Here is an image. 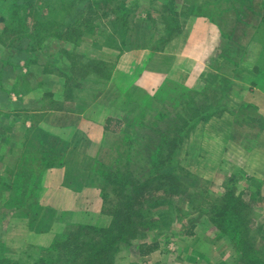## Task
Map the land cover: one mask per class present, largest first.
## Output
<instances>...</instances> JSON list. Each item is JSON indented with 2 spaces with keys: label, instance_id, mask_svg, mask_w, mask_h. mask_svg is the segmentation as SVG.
Masks as SVG:
<instances>
[{
  "label": "rangeland",
  "instance_id": "374dc122",
  "mask_svg": "<svg viewBox=\"0 0 264 264\" xmlns=\"http://www.w3.org/2000/svg\"><path fill=\"white\" fill-rule=\"evenodd\" d=\"M23 1L0 0V77L4 75L0 79L8 84L13 76L11 60L26 61L32 65L33 73H40L43 68L62 78L73 93L66 109L75 110L76 105L80 108L79 115L70 117L71 125H80L72 138L79 134L81 140L91 141V134L101 141L95 150L97 156L87 164L91 167L80 192L72 195L61 192L53 199L67 209L66 215L46 234L42 232L41 239L30 236L33 233L30 222L37 220V207L25 206L14 211L7 235L0 241L3 258L0 264H30L40 257L55 260L58 254L50 249L55 240H62L81 225L108 226L112 215L104 210H119L126 198L115 195L116 185L107 181L98 168L120 171L129 181L146 179L151 176V162L141 160L140 154L153 149L161 140L164 142L159 158L161 174L178 177L185 185V193L166 198L162 191L155 190V181L150 184L146 206L157 220V228L143 231L132 241L133 247L121 245L116 263L242 264L231 237L221 232L211 218V206L203 203V200L219 203L229 191L235 195L241 192L251 204L249 226L264 258V144H243L247 138L259 141L264 137L257 135L256 128H264L259 111L248 110L244 105L245 97L256 85L254 78L264 74V0H126L130 12L127 31H123L119 21L112 22L114 17L107 18L100 11L90 21L95 29L88 33L79 28L72 39H58L51 34L66 31V27L84 17L94 0H35L38 13L20 9L19 16L24 21L21 29L25 31L12 34L11 27L16 22L12 13ZM199 19L215 30L220 29L219 40H215L219 50L209 53L213 55L212 62L202 72L201 81L196 86L185 83L189 62L182 68V63L179 66V62H174L177 57L169 54L166 56L173 61L164 62L161 69L172 68V74L166 75L154 93L138 91L137 78L145 72L152 57L166 53L174 40H181L180 47L184 43L190 45L194 49L189 55L200 58L202 51L198 49L206 42V35L214 32H209V26ZM7 22L9 31L4 35ZM170 25L180 31L166 39ZM81 31L85 33L83 37L78 35ZM163 38L167 41H162ZM89 100L96 102L91 110ZM110 117L117 122H112L111 130L106 131L105 122ZM89 119L97 124L93 132L85 130ZM60 121L69 123L66 119ZM243 124L252 125V129L244 130ZM41 128L33 127L27 137V162L18 165V177H8L11 183H17L11 189V206H19L14 200H22V190L34 174H39L41 158L63 156L69 148L64 138ZM164 132L169 133L167 141L161 136ZM3 134L6 133L0 131L1 137ZM231 141L239 144L233 148L229 145L225 152ZM93 147L87 143L85 149L91 152ZM247 160L251 162V172H257V179L233 165ZM8 181L0 180L1 190ZM165 182V189L169 190L170 183ZM73 183L64 180L63 187H72ZM2 207L1 204L0 214L4 211ZM143 243L158 246L144 257L139 250ZM71 260L72 264L84 262L81 254Z\"/></svg>",
  "mask_w": 264,
  "mask_h": 264
},
{
  "label": "crops",
  "instance_id": "0c3cea01",
  "mask_svg": "<svg viewBox=\"0 0 264 264\" xmlns=\"http://www.w3.org/2000/svg\"><path fill=\"white\" fill-rule=\"evenodd\" d=\"M199 21L205 22V25L209 26V32L215 33H208L205 38L206 42L201 44L200 49L196 48L202 51L200 58H192V56L189 55V52L194 49L190 48V45L184 43L183 46L180 47L179 43L181 40H174L166 53L160 52L162 54H157L152 57L145 72L142 76L137 78L135 84L138 87V91L141 90L143 93H145V91L147 93H154L157 87L159 88L161 86L166 75L172 74V68L166 69L164 67L161 69L163 63L171 59L170 56H166L169 54L177 57L178 60H174V62H179V66L183 64L182 68H186L187 61L189 62L190 66L185 70V83L189 82L191 86H196L197 82L199 83V80L201 81L200 76L202 72H204L212 62L211 59L213 55H209V53L217 49L219 50L218 41L215 42V40H219L220 29L216 27L215 30L214 26H211L210 23L206 22L204 19H199ZM11 62L14 63L11 68L13 76L8 80V84L0 79V131L6 133L3 134L2 137L0 135V180L6 179L8 181V177H18L17 173L20 171L17 168L18 165L22 161L27 162L25 158L29 142L27 137L33 127L40 126L45 132L64 138V141H68L69 146L67 152L63 156L52 157L56 160V164L48 168L41 175L40 186L36 190L37 201L33 205V207L36 206L38 210L36 214L37 220L33 223L30 222V231L33 232H31L32 234L30 236L37 240L42 238L41 234H46L53 226L59 224L63 218L62 216L66 215L64 212L67 211V209L57 205L53 199L55 200L57 195L61 192L66 195L80 192L79 190L81 189H79V187L83 185V180H86L88 176V174H86V172H88V167H91L87 164L92 163V158L96 154L95 150L101 140L98 142L96 135L92 136L91 134H89V136L92 142L88 139L81 140V137L78 136L79 134H77L75 138H72L74 131L80 130V125L79 127H75L74 124L71 125L70 117L79 115L80 108L76 105L75 110L66 109V105L68 101H71L73 94L70 91V85H68L66 81H62L60 80L62 78L58 79L54 75L47 73L43 68L40 70V73H33L32 65H27L26 61L11 60ZM1 67H3V65ZM3 77L4 75L2 74L0 78L3 79ZM254 81L256 85H253L254 88H252L251 92L245 97L244 105L248 110H258L260 113L258 115H261L264 120V74L261 73L258 78H254ZM83 96H85L84 93ZM90 97L91 95L89 99H91ZM74 101H77V98ZM95 103L96 102L93 103L89 100L87 103L88 110L94 108L96 105ZM63 119L68 120L69 123L61 122L60 120ZM253 119L256 118L253 117ZM38 122L39 124H37ZM86 123V132H91L93 129L95 130L97 128L96 121L93 122L92 119L87 120ZM250 126L242 125V127H244L243 129L247 131L252 129ZM256 129H258L257 135H264V128L259 127ZM246 140L247 141H243V144L245 142H248L250 145L255 143L258 144V142L264 144V137L259 141L254 138H247ZM87 143L94 145L91 152L85 149ZM238 144L239 141H231L229 144L227 143L224 150H227L229 145L233 148L237 147ZM224 159L228 160V157L224 156ZM83 163H86L85 168L82 166ZM233 165L242 171L248 172L249 174L246 175L250 176V178L256 177L257 172H251L252 167L249 160H247V162L245 161V163H240V165ZM64 180H66V182H74L71 185L72 187H63ZM8 184H11L10 180L3 184L2 190L0 188V197L2 196L4 198V200L0 198V205L2 204L4 207L3 213L0 214L1 242L7 235L14 211H20L25 207V199L28 196L31 181L27 188L22 190V200H14L20 203L18 207L11 206L10 204V200L13 198V192H11V189L7 188ZM240 194L241 192L237 195L239 196ZM1 252L2 251H0V253ZM142 256L146 257L148 254ZM0 259L3 258L0 256Z\"/></svg>",
  "mask_w": 264,
  "mask_h": 264
},
{
  "label": "trees",
  "instance_id": "16d2710c",
  "mask_svg": "<svg viewBox=\"0 0 264 264\" xmlns=\"http://www.w3.org/2000/svg\"><path fill=\"white\" fill-rule=\"evenodd\" d=\"M125 1L126 0H94L88 5L89 9L84 17L66 27V31H55L51 36L58 39H72L76 36L79 28L84 29L88 33L92 32L95 26L91 24L90 21L94 16H99L100 11H103L104 16L107 18L114 17L112 20L113 23L117 21L122 23V28L125 32L130 26V12ZM23 7L30 9L31 13H38L35 0H24L22 4L17 5L12 13L16 20L14 26L11 27L12 34L24 33L25 31V29H21V25L24 21H22V18L19 16V11ZM8 24L9 22H7L4 27V35H6V31H9ZM17 25H19L18 30ZM49 25V20H46L45 26L48 27ZM176 29L174 25H170L166 39L172 37L175 32L180 31H175ZM45 30H47V28H45ZM84 34L85 33L81 31V34L78 35L83 37ZM166 39L163 38L162 41L166 42ZM157 46H153V48H157ZM193 109L197 110L196 108ZM114 121L115 120L111 117L106 120V131L111 130V124ZM164 133H162L161 136L164 141H167L169 133ZM163 148L164 142L161 140V142L156 143L153 149H149L147 152L140 154L141 160H149L152 163H150L152 168L150 170L151 176L146 179L140 178L138 180L132 179L129 181V178L120 171L111 172L104 168H98V172L102 174L107 181H113L116 185L117 189L115 195L119 198L125 196L126 201L123 206L120 207L119 210L117 208L116 211L112 208L104 210V213L112 215L111 222L108 226L99 227L92 224L81 225L78 229L65 235L62 240H55L50 247L52 251L58 254V258L55 260L52 257H40L30 262V264H72L71 259H77L80 254L84 261L83 264H117L116 255L120 251L121 245L128 244L133 247L132 241L138 238L143 231L157 228V220L148 212V207L146 206V200L151 195L149 194L150 184L155 181L157 184L155 190L162 191L166 198L167 196L173 197L185 193V185L178 177L172 174H161L159 158ZM41 162H43V164L41 165L39 174H34L32 177L28 196L25 199V206H33L36 203V190L40 186L41 175L48 168L56 164V160L46 157L41 158ZM160 179L164 182H159L158 180ZM165 181L170 183L169 190L165 189ZM15 185H17L16 182L8 184L7 188L12 189ZM218 201L219 203H211L207 200H203V203L204 205L211 206L209 210V212H212L211 218L221 232L231 237L234 248L239 254L240 262L242 264H264V258L257 250L255 238L249 226L251 218L249 208L251 204L243 199L242 194L238 196L230 191L226 192ZM157 205L158 203H156V206ZM157 246L158 244H141L139 247L140 255L150 253ZM143 247L147 248V250H144ZM62 255L65 256L62 258ZM2 261L3 260L0 259V262ZM16 264L22 263L17 262Z\"/></svg>",
  "mask_w": 264,
  "mask_h": 264
}]
</instances>
